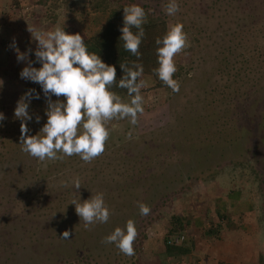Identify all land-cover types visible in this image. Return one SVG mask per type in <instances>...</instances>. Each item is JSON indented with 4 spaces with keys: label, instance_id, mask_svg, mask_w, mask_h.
<instances>
[{
    "label": "rangeland",
    "instance_id": "rangeland-1",
    "mask_svg": "<svg viewBox=\"0 0 264 264\" xmlns=\"http://www.w3.org/2000/svg\"><path fill=\"white\" fill-rule=\"evenodd\" d=\"M10 1L3 17L13 22L16 33L2 26V62L3 58L7 62L12 51V36L21 38L19 49L37 43L28 26L42 31L60 27L81 36L96 27L87 0ZM241 1L240 7L250 10L239 12L240 19L263 16L264 0ZM204 3L206 0H189L180 6L191 5L187 17L177 13L174 18L176 23L191 20L201 28L199 41L188 36L190 47L175 57L178 72L174 79L181 84L180 92L173 93L168 87L153 89L145 77V114L139 124L119 121L105 153L91 163L85 164L78 156L40 162L23 152L20 121L14 117L17 89L0 87V112L6 117L0 122V264H243L238 247L228 245V241L239 242L243 223L250 228L243 238L251 242L248 250L252 253L251 258L243 259L264 264V172L263 182L255 179L244 164L248 152L240 156V150L229 146L237 136L231 105L239 106L244 96L235 90L225 100L219 93L232 89L222 88L225 77L217 72L223 62L221 46L227 44L218 22L227 26L223 21L228 22L229 15L236 18L237 13L222 5L201 10ZM260 107L257 114L262 112ZM34 115L41 117L40 113ZM112 123L117 122H111L110 128ZM28 127L31 135L41 129L35 119ZM260 165L264 168V162ZM77 177L82 186L79 192L73 187ZM229 192L239 196L230 198ZM97 193H103L112 215L106 224L85 227L71 203H82ZM137 202L149 205L151 213L141 217ZM243 208L247 212H238ZM171 215L180 217L182 229H177L178 222H171ZM196 218L198 224L192 221ZM129 219L136 221L139 233L133 257L102 243ZM172 226L177 232L171 241L182 234L188 253L164 248L162 237ZM209 227L217 229L214 236L207 234ZM65 231L71 233L67 240L61 238ZM224 242L226 248L217 245Z\"/></svg>",
    "mask_w": 264,
    "mask_h": 264
},
{
    "label": "clouds",
    "instance_id": "clouds-1",
    "mask_svg": "<svg viewBox=\"0 0 264 264\" xmlns=\"http://www.w3.org/2000/svg\"><path fill=\"white\" fill-rule=\"evenodd\" d=\"M180 10L177 0H169L164 5L167 16H175ZM147 16L145 9L137 4L123 8L119 40L124 42V50L136 57V61L130 65H119L123 72L119 80L116 67L106 64L97 53L90 52L79 33L68 34L65 28L60 27L54 31H42L28 26L32 40L37 42L35 61L29 59L33 50L29 48L21 52L13 38L10 47L16 52L17 62L27 64L19 73L20 79L38 84L46 103V123L36 135H31L28 127L34 115L30 114L29 108L32 100L41 98L40 94L35 89H28L16 103L14 117L20 121L19 145L23 152L40 162L78 156L88 164L103 156L111 131L119 126V121L127 120L132 126L139 124L140 117L145 114L142 89L147 84L141 79L144 66L139 61ZM133 29L136 31L133 32ZM155 44L158 67L153 69V73L163 85L178 94L181 84L174 79L178 72L175 57L190 47L184 25H172L162 38H156ZM34 63L41 66L36 68ZM2 85L3 80L0 79ZM114 87L126 90L130 100L125 102L121 95L112 90ZM5 119L0 112V122ZM40 121L41 117L35 115V123L39 124ZM113 121L117 123H112L110 128L108 125ZM128 138H131V133ZM61 183L63 187L68 186L66 182ZM73 187L77 192L82 187L78 177L73 181ZM71 204L75 205V212L85 227L106 224L112 215L103 193H97L82 203L73 200ZM137 206L141 217L151 213L149 205L137 202ZM70 235L69 231H65L61 238L67 240ZM138 236L136 221L129 219L124 228L116 227L104 237L102 243L114 245L119 253L133 257Z\"/></svg>",
    "mask_w": 264,
    "mask_h": 264
},
{
    "label": "trees",
    "instance_id": "trees-1",
    "mask_svg": "<svg viewBox=\"0 0 264 264\" xmlns=\"http://www.w3.org/2000/svg\"><path fill=\"white\" fill-rule=\"evenodd\" d=\"M183 1L177 0L180 6L186 5L189 0H186V2ZM168 2L169 0H87L89 9L93 13V24L96 25L90 34L82 36L85 39L88 50L97 53L106 64L114 65L117 70V80H119L123 76L119 65L122 63H128L130 65L132 61H136V57L124 50V42L119 40L121 33L118 29L123 26V8L137 4L143 7L148 14L147 23L144 25L145 37L140 47L142 56L139 62L144 66V75L141 79L144 80L147 77L152 82L153 89H166L167 87L153 73V69L158 67L155 54L157 47L155 44L156 38H162L166 31L172 25L176 24L174 22L176 15L167 16L165 14L164 5ZM206 2L207 4L204 3L202 7L200 6L201 10H215L219 9L222 5L226 7L225 9H231V11L237 13L236 18L235 16L234 18L232 16L229 17V15L228 22L223 21L227 26H223L222 23L218 22L219 29L225 33L224 37H227V44L224 43L221 46V62H223H219V64L221 63V67L218 68L217 72L222 73L225 77L222 82V88L230 87L232 89L229 93L226 92L227 90H221L219 93L225 100L233 92L236 93L235 90H240L239 94L244 96V100L239 106L235 104L231 105L232 110L230 115L232 116V120L236 122L237 136L233 139L231 138L232 141L230 144L228 142V144L233 150H240V156L243 154L242 152H248V158L243 162L251 169L255 179H261L264 168L258 165L260 162H264V10H260L261 15H263L260 19L249 16L246 21H243L239 17V12L243 13L250 10L249 7L246 10L240 7L238 3L243 1L206 0ZM190 6H187L185 9L181 7L178 16L182 14L187 17ZM192 15L196 17V15ZM103 19L104 24H100ZM169 23L171 26H169ZM182 24L184 25V31L189 34V38L197 43L201 29L199 25L191 20L188 24ZM135 31L133 29V32ZM35 48L31 47L33 53L29 56V59L33 61H35ZM227 65L229 66L227 67ZM33 66L39 68L41 65L34 63ZM242 88L244 89L242 90ZM28 89H35L41 96L39 100H32L29 111L30 114L32 112L34 114H41L39 125L42 127L46 123L47 118L44 114L46 103L40 86L30 81H24L16 91L17 101ZM112 90L121 95L123 100H130L126 90L118 87H114ZM52 99L56 100V97ZM60 99L62 100L63 97ZM259 105H261L262 112L257 114L256 109H258ZM33 119H35V115H33ZM241 147L243 148L242 151ZM260 182H263V179ZM170 217L172 223L175 221L178 222L177 229H182L183 226L181 225L180 217L177 215H171ZM172 228L173 226L167 229L166 235L162 237L164 248L175 251L178 254L188 253L189 245L183 242V240L181 244L168 242L171 239L170 237L177 232L175 231L176 228ZM206 232L208 235L214 236L217 233V229L209 227ZM66 255L65 258L67 257ZM216 264L231 263L217 261Z\"/></svg>",
    "mask_w": 264,
    "mask_h": 264
},
{
    "label": "crops",
    "instance_id": "crops-1",
    "mask_svg": "<svg viewBox=\"0 0 264 264\" xmlns=\"http://www.w3.org/2000/svg\"><path fill=\"white\" fill-rule=\"evenodd\" d=\"M8 1H10V0H0V36L3 33L2 26H4V25H7L9 33L10 32L11 33H16V28L13 25V22H11L10 19H7V18L3 17L5 12H6V10H7ZM12 37H11V39H12V42H13V38ZM20 39L21 38H16V40H15L16 41V45H21V43H19ZM1 41H3V40L0 37V45L2 44ZM5 45H7V44L5 43ZM31 47L32 48L36 47V44L32 45V46H28V45L26 46V44H25L19 50L21 52H25L28 48H31ZM2 56L3 55L0 52V57L2 58ZM4 61H5L4 58H3V62L0 61V79L3 80L2 88L8 86L10 88H15V89L18 90L21 87V85L24 83V81H25V80L20 79L19 73L22 71V69L25 66H27V64H26V62H17L16 52L13 49H12L10 55H9V58H8L7 62H4ZM5 82H6V84L7 83H9V84L8 85H4ZM233 194H235L234 197H233ZM227 196L228 197L230 196V198H235L236 196H239V193L229 192L227 194ZM240 210L241 211H238V212H242V211H243V213L247 212L245 210V208H243V210L242 209H240ZM236 212H237V210H236ZM192 221H196L195 224H198L197 221H199V219L196 218V219H194ZM240 228H241V230L243 232L240 231V234H239L240 239L238 240L239 242L238 243H236V242L232 243V242L228 241V245L230 247L237 246L238 247V251H239L238 252L239 258H242V259H240V262L243 263V264H249L248 261H246V259L244 260L243 258H251L252 253L248 250V246L251 245V242L246 240V239H244L243 237L245 235L244 234L245 232H250V228H249L248 225H245L244 223L241 225ZM241 236H242V238H241ZM223 244L225 245V242L222 243L221 245H219V244H217V245L219 247H223ZM239 245H240V247H239ZM224 247L226 248L227 246L225 245ZM223 250H225V249L223 248ZM258 257H259V254L256 253L255 254V261L258 259Z\"/></svg>",
    "mask_w": 264,
    "mask_h": 264
},
{
    "label": "built area",
    "instance_id": "built-area-1",
    "mask_svg": "<svg viewBox=\"0 0 264 264\" xmlns=\"http://www.w3.org/2000/svg\"><path fill=\"white\" fill-rule=\"evenodd\" d=\"M183 235L179 234V236L174 237V242L171 241V239L168 241L169 243L177 244V242H181L183 240Z\"/></svg>",
    "mask_w": 264,
    "mask_h": 264
}]
</instances>
